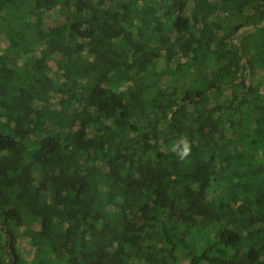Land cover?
<instances>
[{
  "label": "trees",
  "instance_id": "16d2710c",
  "mask_svg": "<svg viewBox=\"0 0 264 264\" xmlns=\"http://www.w3.org/2000/svg\"><path fill=\"white\" fill-rule=\"evenodd\" d=\"M0 264H264V0H0Z\"/></svg>",
  "mask_w": 264,
  "mask_h": 264
},
{
  "label": "rangeland",
  "instance_id": "374dc122",
  "mask_svg": "<svg viewBox=\"0 0 264 264\" xmlns=\"http://www.w3.org/2000/svg\"><path fill=\"white\" fill-rule=\"evenodd\" d=\"M17 238V252L23 257V258H28L30 254V245L27 243V241L21 237V235L18 234Z\"/></svg>",
  "mask_w": 264,
  "mask_h": 264
},
{
  "label": "clouds",
  "instance_id": "9594fccd",
  "mask_svg": "<svg viewBox=\"0 0 264 264\" xmlns=\"http://www.w3.org/2000/svg\"><path fill=\"white\" fill-rule=\"evenodd\" d=\"M175 147V146H173ZM179 153L181 155V158H183L184 156H186L188 154V145L186 144V142L181 141V146L179 148Z\"/></svg>",
  "mask_w": 264,
  "mask_h": 264
},
{
  "label": "water",
  "instance_id": "95a60500",
  "mask_svg": "<svg viewBox=\"0 0 264 264\" xmlns=\"http://www.w3.org/2000/svg\"><path fill=\"white\" fill-rule=\"evenodd\" d=\"M248 84V83H247Z\"/></svg>",
  "mask_w": 264,
  "mask_h": 264
}]
</instances>
